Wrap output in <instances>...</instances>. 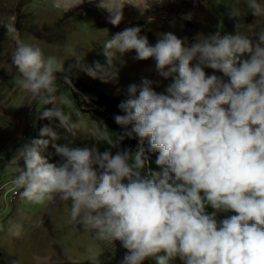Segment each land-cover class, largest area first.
I'll list each match as a JSON object with an SVG mask.
<instances>
[{"label":"clouds","instance_id":"9594fccd","mask_svg":"<svg viewBox=\"0 0 264 264\" xmlns=\"http://www.w3.org/2000/svg\"><path fill=\"white\" fill-rule=\"evenodd\" d=\"M124 2L99 0L97 6L107 9V20L117 25ZM247 2L254 15L264 14L258 0ZM130 4L141 13L151 6L147 0ZM63 6V0H53V7ZM14 21V15L0 17L5 35L15 42L10 59L21 74L16 84L29 102L41 98L52 105L40 112L41 118H56L58 127L75 135L80 111L54 85L63 60L23 41ZM240 28L237 24L234 33L223 36L198 34L191 43L163 32L150 44L139 26L126 27L102 43L104 64L82 63L84 52L68 47L74 67L102 82L118 77L113 63L118 53L134 49V59L155 61L158 76L168 79L164 90L155 91L146 77L129 84L117 105L123 114L114 120L130 128L113 138L97 124L91 136L112 147L133 134L140 144L146 139L148 150L158 153L155 163L161 171L141 175L145 160L139 144L135 152L115 153L98 151L95 144L69 147L57 144V131L44 125L40 138L15 150L12 160H23L24 167H17L11 183L29 202H67L65 222L73 230L91 231L94 240H118L127 250L120 264H142L149 257L170 264L177 256L183 264H264V27L255 39ZM205 68L222 75L206 74ZM64 81L70 83L69 77ZM45 135L58 162L41 154L49 145ZM218 212L231 214L218 220ZM20 233L21 225H14L11 234ZM100 254L89 245V264H101Z\"/></svg>","mask_w":264,"mask_h":264},{"label":"rangeland","instance_id":"374dc122","mask_svg":"<svg viewBox=\"0 0 264 264\" xmlns=\"http://www.w3.org/2000/svg\"><path fill=\"white\" fill-rule=\"evenodd\" d=\"M129 2L135 3L136 0ZM258 2L264 6V0ZM63 3V7L56 8L53 7V0H0V17L15 16V27L23 41L38 44L45 56L53 55L63 60L60 71L55 73L54 85L57 94L72 100L80 111V128L74 130L75 135L58 127L56 118L49 121L40 117V112L52 105L42 104L41 98H33L29 102L25 91L16 84L21 74L10 59L15 42L5 35V29L0 26V264H11L13 260L17 264H89V245L100 249L101 264H120L127 251L118 240H94L91 231L73 230L72 225L65 222L69 208L67 202L44 201L35 204L22 196L14 199L15 186L11 181L18 174L17 167L23 168L24 165L23 160L13 161L12 156L22 144L40 138L39 130L44 125L57 131V144L69 147H91L95 144L98 151L109 149L112 153L125 148L130 152L137 150L139 143L134 136H125L116 147L96 141L91 136L97 124L106 126L113 138L121 134L124 128L94 106L70 79V83H65V76L82 78L121 100L126 98L127 86L139 84L141 77L153 80L152 87L157 92L163 91L168 83V79L156 73L155 61L151 57L134 59V49L122 56L117 54L113 63L119 70L118 77L102 82L74 67L75 58L66 50L68 47L84 52L82 63L92 65L93 61H99L104 64L102 43L126 27L139 26L140 34L145 35L150 44H154L163 32H172L191 43L198 34L218 32L223 36L234 33L237 24L241 25V31L255 39L258 29L264 27V14L254 15L247 0H230V4L227 0H147L151 6L143 13L125 0L121 9L122 19L117 25L107 20L109 12L97 6L99 0H63ZM120 60L124 61L123 65ZM214 71L222 75L217 70L205 68L206 74ZM65 108L70 111L68 106ZM71 119L76 121L78 118L73 114ZM43 138L49 139V145L41 154L48 162H58L61 158L55 153L51 139L46 135ZM143 159L145 164L140 169L141 175L150 177L145 152ZM205 210L212 211L210 206H206ZM229 214L218 212L217 219ZM37 220L40 221L39 226L34 224ZM17 224L21 225V233L13 236L11 229ZM180 261L183 262L177 256L170 260V264H180ZM142 264L156 262L149 257Z\"/></svg>","mask_w":264,"mask_h":264},{"label":"trees","instance_id":"16d2710c","mask_svg":"<svg viewBox=\"0 0 264 264\" xmlns=\"http://www.w3.org/2000/svg\"><path fill=\"white\" fill-rule=\"evenodd\" d=\"M227 1H228V4H230V0H227ZM223 16L224 15H222L221 18ZM69 79L71 80L72 84L85 97H87L94 106L102 109L111 118L114 119V115H116V114H121V115L123 114L122 111L117 107V105L119 104L121 99L116 98L115 96H112L110 94L103 92L102 90L96 88L94 85L87 83L82 78H78L75 76H69ZM122 127L123 128H125V127L130 128V125L129 126H122ZM132 136H134L137 139L139 145L144 147V149H145L144 152L146 155V164H147V169H148L150 175L152 174V172H157V173L160 172L161 166H159L155 163V160H156L158 153L156 151H149L148 150V144H147L146 139L143 141L142 144H140L139 138L136 137L135 134H133Z\"/></svg>","mask_w":264,"mask_h":264},{"label":"built area","instance_id":"2783aa9c","mask_svg":"<svg viewBox=\"0 0 264 264\" xmlns=\"http://www.w3.org/2000/svg\"><path fill=\"white\" fill-rule=\"evenodd\" d=\"M13 193H14V197H15L14 199L21 197L20 192H19V188L14 187Z\"/></svg>","mask_w":264,"mask_h":264},{"label":"crops","instance_id":"0c3cea01","mask_svg":"<svg viewBox=\"0 0 264 264\" xmlns=\"http://www.w3.org/2000/svg\"><path fill=\"white\" fill-rule=\"evenodd\" d=\"M179 263H180V264H183V262H181V261H180Z\"/></svg>","mask_w":264,"mask_h":264}]
</instances>
